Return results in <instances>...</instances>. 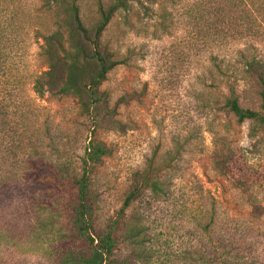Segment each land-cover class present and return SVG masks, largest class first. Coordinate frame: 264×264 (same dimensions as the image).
<instances>
[{"label": "rangeland", "instance_id": "374dc122", "mask_svg": "<svg viewBox=\"0 0 264 264\" xmlns=\"http://www.w3.org/2000/svg\"><path fill=\"white\" fill-rule=\"evenodd\" d=\"M19 3L40 16L38 0ZM78 6L93 25L94 0ZM31 34L0 81V264H78L61 180L79 175L89 141L109 150L88 176L99 229L132 173L148 160L159 170L158 190L124 211L105 264H264V126L223 107L232 92L264 116L244 73V63L264 62V0L140 1L116 13L101 43L118 64L99 87L112 118L96 127L74 98L32 93L43 66Z\"/></svg>", "mask_w": 264, "mask_h": 264}, {"label": "trees", "instance_id": "16d2710c", "mask_svg": "<svg viewBox=\"0 0 264 264\" xmlns=\"http://www.w3.org/2000/svg\"><path fill=\"white\" fill-rule=\"evenodd\" d=\"M79 1L38 0L40 17L27 6L22 7L19 0H0V16L5 15L4 26L8 31L5 37L0 36L4 44L0 49V81L8 79L11 51L31 32V38L40 42L36 56L43 66L42 71L32 76V93L38 97L44 93L72 97L80 113L90 120L93 127L108 125L112 112L108 109L106 95L99 87L118 62L101 43V36L111 18L118 12L127 11L131 2L155 4L162 0H110L105 7L102 0H94L96 19L88 28L79 17ZM244 73L255 81L259 110L264 113V62L252 60L244 63ZM223 107L238 123L251 120L264 126V116L260 112L240 108L232 92ZM3 114L0 107L1 118ZM108 155L109 150L103 144L89 141L79 160V175L62 176L61 182L67 188L62 201L65 212L63 224L80 245L76 256L78 264H105L119 242L117 233L124 211L143 191L158 190L156 175L159 170L148 160L140 172L130 175L115 218L103 228H97L96 204L88 195V176L91 167Z\"/></svg>", "mask_w": 264, "mask_h": 264}]
</instances>
